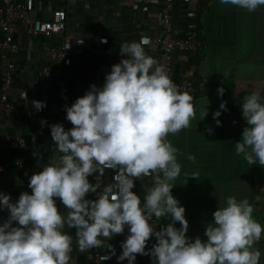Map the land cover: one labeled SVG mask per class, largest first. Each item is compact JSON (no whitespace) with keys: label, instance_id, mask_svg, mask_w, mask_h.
<instances>
[{"label":"clouds","instance_id":"clouds-1","mask_svg":"<svg viewBox=\"0 0 264 264\" xmlns=\"http://www.w3.org/2000/svg\"><path fill=\"white\" fill-rule=\"evenodd\" d=\"M219 2L247 12L264 6V0ZM149 42L145 36L139 42L120 43L123 58L111 66L103 85H90L82 97L65 107L72 128L65 131L61 124L50 126L54 156L58 157L30 177L31 194L22 192L16 202L0 194V209L9 213L0 225V264H71L73 237L65 229L76 230V250L86 253L103 248L105 242L122 234L125 226L129 234L117 259L128 264H134L137 255L149 256L152 264H259L261 252L256 245L264 228L253 218L254 207L247 198H226L225 206L217 208L205 228L206 241L186 236L185 208L171 194L172 182L181 174L179 149L168 136L190 127L195 119L193 97L180 91L163 66L146 55L143 46ZM217 93L223 96L224 88H218ZM23 95L26 98V93ZM261 101L256 92L243 97L242 119L247 126L234 147L248 165L264 167ZM31 105L37 111L46 107L42 101ZM219 108L213 113L217 127L222 126L217 119L221 111H227L225 102ZM207 114L206 108L202 120ZM187 159L195 162L191 154ZM105 170L116 173L113 183L103 187L89 183L88 177L97 174L98 181ZM197 176L193 173L189 178ZM142 177L154 178L143 203L131 191L134 181ZM89 193L97 198L85 199ZM54 198H59L66 214L58 211ZM166 217L171 222L159 231L149 223ZM176 223L179 229L174 227ZM153 236L156 243L145 251Z\"/></svg>","mask_w":264,"mask_h":264},{"label":"crops","instance_id":"crops-1","mask_svg":"<svg viewBox=\"0 0 264 264\" xmlns=\"http://www.w3.org/2000/svg\"><path fill=\"white\" fill-rule=\"evenodd\" d=\"M29 1L30 13L38 19L50 17L48 7L64 8L67 12L69 22L65 31L44 41L52 45H67L68 62L63 69L72 104L85 94L90 85H103L111 66L123 58L119 55L120 43L139 42L142 37L151 36L156 28L147 10L148 5L154 3L153 0H143L144 4L138 7L120 4L122 0ZM151 8L154 9V6ZM202 13L198 21L203 39L201 56L199 52L177 53L173 59L174 76L181 78L191 74L197 85L195 119L190 121L189 128L175 135L169 134L168 140L179 149L177 161L181 165V174L172 182L174 187L171 194L179 201V206L185 208V219L189 225L186 236L190 240L198 237L206 241L204 231L207 224L212 222L217 208L225 206L226 198L230 195H234L238 201L247 198L254 207L253 218L264 228V167L258 163L248 165L242 155H236L234 147L247 126L242 119L243 97L256 92L264 102V6L247 12L236 6L221 5L219 0H210ZM182 27L175 22L177 35L182 34ZM16 39L20 48L13 56L17 69L8 92V99L15 110L6 115L0 111V136L9 132L26 138L27 147L12 154H24L28 166L23 170L3 169L0 165V194L9 195L12 202H16L22 192L31 194L28 188L30 177L58 157V154L54 156L50 134V126L57 124V90L54 80L45 75L42 69L50 62L37 45L39 40L26 34H20ZM143 47L146 55L157 60L154 46L147 44ZM221 87L224 94L218 97L217 89ZM23 93H26V98ZM32 101H42L46 107L39 111L38 116L26 117L27 109L33 108ZM222 102H225L227 111H221L217 119L222 126L217 127L213 113L220 110ZM206 108L208 114L202 120L201 112ZM42 120L46 121L43 125ZM64 129L68 131L70 128ZM207 129H211V132ZM189 154L195 156L194 163L187 159ZM193 173H198L196 179L189 178ZM115 174L113 170H105L104 185L113 183ZM134 183L131 191L143 203L146 189L152 185L147 177ZM54 199L58 211L66 214L67 209L59 198ZM8 216L7 209H0V225ZM170 222V217L161 218L158 222L155 219L149 221L155 231ZM174 227L179 229V223ZM65 231L73 237L71 264H92L91 250L86 253L76 250V230ZM128 234L125 226L122 234L105 242L102 264H128L127 260L117 259L122 252L120 245ZM155 243L153 236L147 242L145 251ZM256 247L261 252L259 264H264V232ZM134 264H152V260L149 256L137 255Z\"/></svg>","mask_w":264,"mask_h":264},{"label":"built area","instance_id":"built-area-1","mask_svg":"<svg viewBox=\"0 0 264 264\" xmlns=\"http://www.w3.org/2000/svg\"><path fill=\"white\" fill-rule=\"evenodd\" d=\"M75 1V0H68ZM154 3L148 5V11L155 21L156 28L149 38V44L157 50V61L163 66L171 80L179 86L180 91L187 92L193 97V104L197 85L193 75L189 74L181 78L174 76L173 59L177 53H197L202 48L196 31V25L191 21L180 19L176 21L182 28V34L177 35L175 22L172 17L173 6L177 1L180 3L197 2L198 0H153ZM120 4H130L131 6H141L143 0H122ZM154 6V9L151 7ZM31 4L29 0H0V111L3 114H9L15 110V107L8 99V92L12 87L14 75L17 69L16 61L13 56L19 51V43L16 37L20 34H26L32 39L39 40L37 45L42 50L44 56L50 64L44 66L43 73L53 79L57 90L58 108L57 124L64 128H72L70 122L66 120L65 107L72 105L71 97L68 93L65 81V65L67 59V45L60 43L52 45L44 39H50L54 35H60L65 31L69 22V17L64 8H47L50 17L38 19L31 13ZM188 17L192 19L194 13H189ZM41 39V40H40ZM39 111L29 108L26 111V117H36ZM27 140L21 134H12L4 132L0 136V165L3 169H25L28 166V160L24 154H12L15 150H23L27 147ZM55 148V145H54ZM97 174L88 177L89 183H100L104 186V176L97 181ZM153 177H147V181L152 185ZM100 189H98V192ZM96 194L89 193L88 200H95ZM104 252L102 248L91 249V263L102 264Z\"/></svg>","mask_w":264,"mask_h":264},{"label":"trees","instance_id":"trees-1","mask_svg":"<svg viewBox=\"0 0 264 264\" xmlns=\"http://www.w3.org/2000/svg\"><path fill=\"white\" fill-rule=\"evenodd\" d=\"M209 1L210 0H198L197 2H186V3H180L179 1H177L176 4L173 6V11H172V17L174 22L180 19H184V20L186 19L185 21H187L188 19V21H191L196 25L195 26L196 31L198 33L200 40L202 41V45H203V39L200 34V30H199L200 26L198 24L199 23L198 21L200 20V17H202L203 14L202 11L205 9ZM189 13H194V17L192 19L188 17ZM201 54L202 52L199 51L198 55L201 56Z\"/></svg>","mask_w":264,"mask_h":264}]
</instances>
